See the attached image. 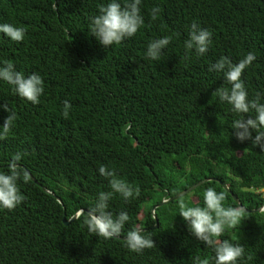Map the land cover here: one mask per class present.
I'll list each match as a JSON object with an SVG mask.
<instances>
[{
    "label": "trees",
    "instance_id": "obj_1",
    "mask_svg": "<svg viewBox=\"0 0 264 264\" xmlns=\"http://www.w3.org/2000/svg\"><path fill=\"white\" fill-rule=\"evenodd\" d=\"M109 2L0 0V24L26 28L21 42L0 33V67L11 61L25 76L38 73L45 88L33 104L0 80V126L9 115L2 105L17 116L0 141V171L26 152L19 164L31 175L28 183L18 181L26 199L11 211L0 207V264H195L197 256L215 264L213 248L179 215L181 201L204 207L210 187L225 192L224 207H240L236 194L248 209L219 239L244 246L238 264H264V210H255L264 204V151L238 140L232 128L256 113H236L213 95L231 86L223 72L209 71L221 57L238 63L253 52L241 79L249 99L259 92L264 103V0H141L142 27L105 48L89 25ZM153 7L160 9L155 20ZM193 21L213 33L203 55L184 46ZM164 36L172 39L161 58H148L149 43ZM65 100L72 105L67 119ZM101 165L140 189L139 197L114 193L108 202L114 215H129L118 238L98 237L84 224L99 193L111 191ZM205 178L157 206L155 218V205ZM133 228L150 234L156 246L129 250L124 237Z\"/></svg>",
    "mask_w": 264,
    "mask_h": 264
},
{
    "label": "clouds",
    "instance_id": "obj_2",
    "mask_svg": "<svg viewBox=\"0 0 264 264\" xmlns=\"http://www.w3.org/2000/svg\"><path fill=\"white\" fill-rule=\"evenodd\" d=\"M141 0H124L123 5L119 0H110L107 5H99L97 15L90 18V35L94 36L105 48L121 44L126 38L133 37L144 24V18L140 14ZM53 10L57 8L52 5ZM160 12L158 7L151 10V18L157 19ZM0 33L5 34L11 40L21 42L26 35V28L9 23L0 24ZM213 33L193 21L188 33V39L184 46L187 50H195L198 55L208 52L212 43ZM170 36L153 40L149 43L146 55L153 60H159L165 49L171 42ZM256 56L249 52L238 63H233L228 57H221L215 64L210 65L209 71L223 72L224 79L231 87L221 86L213 95H217L221 102L232 105L236 113L248 114L254 111L256 115H246L245 118L233 122L235 136L241 142L251 140L254 146L264 151V103H261V94L258 92L254 99H249L244 81L241 79L244 70L249 67ZM0 80L13 86V90L21 98L33 104L40 103V97L44 94V80L38 73L28 76L22 71H17L11 61H5L0 67ZM2 107L9 112L2 126H0V141L8 138L14 122L17 119L16 113L7 105ZM72 105L65 100L62 115L68 118ZM253 131L256 135L253 138ZM24 153L13 155L8 164V171H0V207L7 210H14L26 197L18 187V181L28 183L31 180L30 172L22 167L19 162ZM99 173L109 179L111 191L100 192L96 203L85 213L84 224L90 233L104 239L120 237L125 223L129 220L127 212L121 211L114 215L108 211L109 201L114 193H119L124 200L139 197V187L127 183L123 179L116 178L115 169L109 170L106 165L99 167ZM226 199L225 192H217L214 188H208L204 192V207L188 206L184 201L179 203V215L183 217L188 225L189 231L198 240L205 242L207 247L213 248L215 252V264H238L244 257L245 248L240 244H233L229 240L221 241L219 238L224 235L226 229L235 228L246 215L244 207H224ZM126 247L137 253L155 245L153 237L145 234L140 228H133L124 237ZM251 259V257H248ZM195 264H210L207 258L196 257Z\"/></svg>",
    "mask_w": 264,
    "mask_h": 264
},
{
    "label": "water",
    "instance_id": "obj_3",
    "mask_svg": "<svg viewBox=\"0 0 264 264\" xmlns=\"http://www.w3.org/2000/svg\"><path fill=\"white\" fill-rule=\"evenodd\" d=\"M32 178L35 180V178H34L33 176H32ZM208 179H209V178H205L204 180H202V181H200V182H198V183H196V184H194V185L188 187L187 189H185V190H183V191L177 193V194L174 195L173 197L164 198L159 204L155 205V206L152 208V211H153V214H154L155 218L157 219V215H156V212H155L157 206L162 205V204L167 203V202H169V201H171V200H173V199H176V198H179V197L185 195L186 193H188V192L192 191L194 188H196V187H197L199 184H201L203 181H206V180H208ZM222 183H223V186H224L226 189H228L229 191H231V189H230V187H229V185H228L227 183H225V182H222ZM43 188H44L45 190H47L48 192L54 194L53 191L49 190V189L46 188L45 186H44ZM233 197H234L235 200L238 201V203L240 204V207H244V208H245V206H243V205L241 204V202H240V200H239V198L237 197L236 194H233ZM58 199L61 201L60 198H58ZM83 210H84V209H80V210L77 211L75 214H73L69 219H67V218L64 216V218H63L64 222H65L66 224H68L69 222L73 221L74 219H76V218L79 216V214H80ZM245 210L248 211L247 208H245ZM255 210L263 211V210H264V204H263L261 207L255 209ZM156 221H157V222H156V224H155V227H158V225H159V224H158V220H156Z\"/></svg>",
    "mask_w": 264,
    "mask_h": 264
},
{
    "label": "rangeland",
    "instance_id": "obj_4",
    "mask_svg": "<svg viewBox=\"0 0 264 264\" xmlns=\"http://www.w3.org/2000/svg\"><path fill=\"white\" fill-rule=\"evenodd\" d=\"M263 191H264V189H263Z\"/></svg>",
    "mask_w": 264,
    "mask_h": 264
}]
</instances>
